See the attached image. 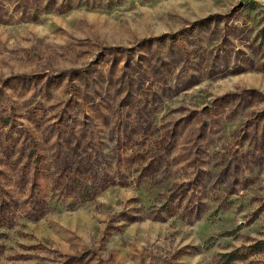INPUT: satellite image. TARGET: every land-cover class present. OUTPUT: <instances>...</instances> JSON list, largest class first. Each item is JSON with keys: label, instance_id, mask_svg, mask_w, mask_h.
I'll return each mask as SVG.
<instances>
[{"label": "rangeland", "instance_id": "374dc122", "mask_svg": "<svg viewBox=\"0 0 264 264\" xmlns=\"http://www.w3.org/2000/svg\"><path fill=\"white\" fill-rule=\"evenodd\" d=\"M0 264H264V0H0Z\"/></svg>", "mask_w": 264, "mask_h": 264}]
</instances>
